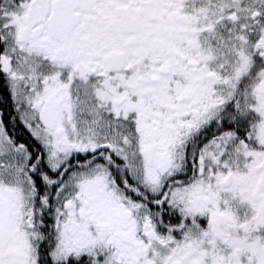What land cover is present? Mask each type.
I'll list each match as a JSON object with an SVG mask.
<instances>
[{
	"label": "snow or ice",
	"instance_id": "obj_1",
	"mask_svg": "<svg viewBox=\"0 0 264 264\" xmlns=\"http://www.w3.org/2000/svg\"><path fill=\"white\" fill-rule=\"evenodd\" d=\"M0 264H264V0H0Z\"/></svg>",
	"mask_w": 264,
	"mask_h": 264
}]
</instances>
